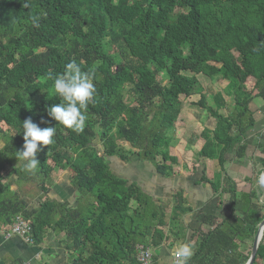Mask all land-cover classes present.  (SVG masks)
Wrapping results in <instances>:
<instances>
[{"label":"trees","instance_id":"obj_1","mask_svg":"<svg viewBox=\"0 0 264 264\" xmlns=\"http://www.w3.org/2000/svg\"><path fill=\"white\" fill-rule=\"evenodd\" d=\"M72 59L93 74L96 87L79 133L57 126L47 112L60 100L46 76L62 73ZM198 75L232 84L213 97L214 129L191 136L192 143L203 140L196 183L218 193V203L228 195V203L219 206L220 217L199 220L189 264H246L264 220L263 192L256 173L243 179L250 188L239 190L225 166L231 151L238 162L245 158L259 120L250 105L264 102V0H0V226L27 223L35 246L48 232L64 234L66 264H137L139 245L152 252L170 237L173 245L186 240L183 224L175 225L191 212L181 189L165 201L166 215L136 178L117 176L110 166L132 157L159 177L175 175L176 159L161 142L173 137L180 98L199 95L197 106L206 108ZM228 100L224 117L217 111ZM28 118L41 128L57 126L54 143L37 154L35 173L16 156ZM55 168L68 172L73 202L48 198ZM22 185L36 190V206L22 199ZM253 264H264V231Z\"/></svg>","mask_w":264,"mask_h":264},{"label":"rangeland","instance_id":"obj_2","mask_svg":"<svg viewBox=\"0 0 264 264\" xmlns=\"http://www.w3.org/2000/svg\"><path fill=\"white\" fill-rule=\"evenodd\" d=\"M185 50H187V48H185ZM159 79L162 82V84L166 83V78L164 76H160ZM197 80L199 81V83L201 84L204 90L203 95L206 101V108H201L197 106V103L200 98L199 95H195L186 99L180 98L183 104V109L177 121L173 124L172 132H171V134H173V137L169 136V139L161 142V151L164 154L167 153L168 156L176 159V162L174 164H171L173 172L175 173L174 175L175 177L178 176V173L179 175H183L184 177L189 172L193 174L194 179H198V177L200 176V170H201L200 167H202L201 164L204 163L202 159H199L198 152H199V148L203 143V140L199 138L196 142L192 143L191 136H199L204 129H207L209 131H212L214 129L216 121L212 116H210L208 112V110L211 109L216 111L214 108L213 97L215 96V94L218 93V91L226 92V90L229 89L228 88L229 85H232L229 81L221 79L219 77H215L212 80H210L202 75H198ZM230 108H231V104L230 101L228 100L227 106H225V108L218 109L217 113L226 117L229 115L231 111ZM256 108H258V106L255 102H253L250 105V109L256 112ZM261 110L263 111V109ZM253 116L258 117L256 113H253ZM251 132L252 133H248L247 153L245 158L242 160V162H238V160L234 158V154L232 151L227 154V158H226L227 162L225 168L227 170V174L231 179H234L236 181V183L238 184V189L241 191H247L250 188V186L246 184L243 181V179L246 177H251V178L254 177L253 174L254 173L257 174V166L260 165L261 164L260 161L264 159V139L261 138L262 136L264 137V121H262L261 123L257 122L255 130L254 131L252 130ZM94 144L96 145V147H99L98 141H95ZM258 144H262L263 147L261 148L257 146ZM2 148H3V143L0 142V149ZM129 162L130 164L128 165H122L119 161L114 159L111 162L110 167L117 176L123 178L138 177L139 179L141 178L139 175L141 174V172H143L145 175L144 177L148 179L151 178V174L154 173V170L149 166L146 168H141L142 163L140 164V162L137 159L133 160V158L131 157ZM135 162H138L139 165L136 166ZM21 164L23 165V163ZM214 167H215L214 169H216V166ZM55 172H56V180L57 178H59L61 181L56 183L55 180V182L52 185L48 184V186L46 187H49L48 188L49 192L50 191L53 192L57 188L61 189V191L64 190V192L65 191L68 192L67 193L69 194L68 197L71 198L70 200L68 198V201L73 202L74 200L73 194L76 193L73 190H70L68 188L66 189L68 183L67 180L68 172L62 171L57 168H55ZM209 177H211L210 174ZM181 179L183 180V178ZM138 183H140V181H138ZM152 184H153L152 181L149 182L146 181V183L143 184L141 183L139 185L143 190H145L150 196L154 198L153 201L154 204L160 203L165 205V207H167L165 202L167 200H164L162 194L158 195L156 193V190H153L155 192L153 193L152 189L149 188L150 186H153ZM27 187H29L28 191L30 196L32 195L34 197L37 196V192L34 188H32V185L30 186L22 185L21 189L25 191ZM173 188L174 191H172L171 199L174 197L173 195L177 192V190L183 187H180L178 181L176 180V183L173 184ZM260 189H262L263 192L261 200L264 202V188H260ZM206 190L208 192L210 191V193L213 192L209 185H207ZM71 191L73 192V194H71ZM56 194H58V192H56ZM217 195L219 196L218 193H214L213 196H217ZM57 199L61 200L59 195H57V197L55 198V200ZM212 200L213 202L209 204V207L208 206L205 207L204 211L205 212L210 211L211 213H220L221 211H223V207H225L226 204L228 203V195H222L221 203H216L215 198ZM184 205L185 207H187L186 203ZM220 205L223 206L222 209L219 207ZM239 205L240 202H238L237 207H239ZM217 207L220 208V212L217 209ZM169 208L167 207L165 211L166 215L170 214L171 207ZM175 223H177L175 224L176 226L181 225V223L184 224V222H180V221H176ZM164 228L166 227H163L162 230H164ZM175 244L177 245L178 242H176ZM152 252L154 253V250H152Z\"/></svg>","mask_w":264,"mask_h":264},{"label":"crops","instance_id":"obj_3","mask_svg":"<svg viewBox=\"0 0 264 264\" xmlns=\"http://www.w3.org/2000/svg\"><path fill=\"white\" fill-rule=\"evenodd\" d=\"M253 102H255L258 106V108H256V114L259 117L258 123H261L262 121H264V102L260 99L254 100ZM261 109H263V111ZM134 159L135 158H133V160ZM135 164L136 166L139 165L138 162H135ZM148 166L149 165L147 163L141 164V168H146ZM139 176L141 177L139 179L138 177H136V179L140 181L139 184L146 183V181L148 182L152 181L153 186H150L149 188L152 189L153 193H155L153 190H156V193L158 195L162 194L164 200L167 201L171 199L172 191H174L173 184L176 183V180L178 181L180 187H183L180 189L184 193V198L186 200L187 207L191 209V212L183 215L182 217V222H184L183 226L185 228L186 240L182 241V239H180L178 240L179 242L177 245L176 244L173 245L171 241L173 240V238L170 237L169 234L167 235L168 228H164L163 231L170 238H168V241H165L162 244H160V246H157L153 253L154 256L153 259L155 258L154 264H172V258L174 257V255L172 256L173 250L180 243H183L185 241H190L193 230H198L200 228L199 220L201 219V217H203L206 214L218 216V217H220V214L222 215V211L220 212L219 207H217V209L219 210L220 213H211L210 211L209 212L204 211L205 207L207 206L209 207V204L213 202L212 199L215 198L216 203H218L219 196L218 195L213 196L214 195L213 192L210 193V191L208 192L206 190L208 184L207 185L197 184L196 183L197 179L193 178V174L191 172L187 173L184 177L183 175H179L178 173L177 177L173 176L171 178H162L153 173L151 174V178L146 179L144 177L145 175L143 172H141ZM181 178H183V180ZM10 181L11 182L9 185V189L12 192L17 191L18 186L16 184V178L14 176H11ZM59 181L61 180L57 178L56 183ZM28 188L29 187H27L25 191L21 189V194H23L22 199L27 203V205L30 208H32L36 206V204L39 203L40 200L36 196L35 197L30 196L28 194L29 193ZM67 188L73 190L68 183L66 189ZM55 191L58 192V194H56ZM55 191L53 192L50 191L48 193L47 196L49 199L55 200L57 195H59L61 198V200L59 199L55 200L58 202H69L68 198L69 200L71 199L70 197H68L69 195L67 194L68 192L66 191L64 192V190L61 191V189L58 188ZM71 194H73L72 191ZM183 207H185V205ZM9 228L10 227L0 226V264H66L67 263V254L62 244V241L64 240V234H60L55 237L51 232H48L44 241L40 245L35 246L26 237L7 236L6 233L8 232ZM196 240L197 238H194L191 244L195 243Z\"/></svg>","mask_w":264,"mask_h":264},{"label":"clouds","instance_id":"obj_4","mask_svg":"<svg viewBox=\"0 0 264 264\" xmlns=\"http://www.w3.org/2000/svg\"><path fill=\"white\" fill-rule=\"evenodd\" d=\"M46 79L52 80V91L60 100L58 104L47 109L48 115L57 122V126L77 133L82 132L87 120L88 106L94 101L96 93L93 74L82 70L80 64L72 59L65 65L62 73L55 76L49 73ZM20 124L24 142L22 148L16 151V156L24 162L25 171L35 173L40 165L37 154L54 143L57 126L41 128L31 118ZM256 183L259 188H264V164L257 166ZM193 251L190 241L180 243L173 250L177 264H189Z\"/></svg>","mask_w":264,"mask_h":264},{"label":"built area","instance_id":"obj_5","mask_svg":"<svg viewBox=\"0 0 264 264\" xmlns=\"http://www.w3.org/2000/svg\"><path fill=\"white\" fill-rule=\"evenodd\" d=\"M29 227L27 223L20 221L19 219L13 226L8 229L7 236H19L26 237L28 240ZM135 259L137 264H154L153 263V252L147 247L139 245L136 247ZM172 264H177V258H172Z\"/></svg>","mask_w":264,"mask_h":264},{"label":"water","instance_id":"obj_6","mask_svg":"<svg viewBox=\"0 0 264 264\" xmlns=\"http://www.w3.org/2000/svg\"><path fill=\"white\" fill-rule=\"evenodd\" d=\"M263 231H264V220L261 222V224L258 227L257 233H256L254 240H253V243H252L251 253H250L249 259L246 262V264H253L254 263L256 253H257V249H258V245L261 241Z\"/></svg>","mask_w":264,"mask_h":264}]
</instances>
